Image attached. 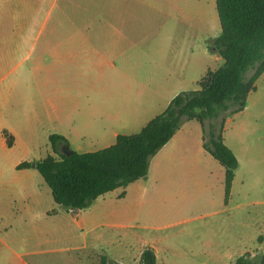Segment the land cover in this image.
Masks as SVG:
<instances>
[{
    "label": "rangeland",
    "instance_id": "obj_1",
    "mask_svg": "<svg viewBox=\"0 0 264 264\" xmlns=\"http://www.w3.org/2000/svg\"><path fill=\"white\" fill-rule=\"evenodd\" d=\"M0 8V264H91L78 255L93 256L92 249L121 264H139L150 248L158 264H236L264 255V74L242 112L232 106L204 125L182 119L150 159L143 194L131 196L130 187L126 201L115 199L119 189L67 212L34 168L17 169L59 159L52 134L66 133L74 151L95 152L115 140L81 132L137 134L169 100L198 90L204 72L223 64L214 46L216 0H1ZM69 38L84 42L78 71L56 54ZM48 98L66 99L73 125L46 115ZM211 126L223 129L239 162L227 201L224 168L204 149ZM124 202L135 209L133 228L106 226L108 208ZM80 216L104 226L86 235Z\"/></svg>",
    "mask_w": 264,
    "mask_h": 264
},
{
    "label": "trees",
    "instance_id": "obj_2",
    "mask_svg": "<svg viewBox=\"0 0 264 264\" xmlns=\"http://www.w3.org/2000/svg\"><path fill=\"white\" fill-rule=\"evenodd\" d=\"M216 9L221 33L214 46L223 64L208 71L199 81L198 90L176 95L166 110L139 133L119 135L115 144L95 152L72 150L67 156L61 147L70 146L69 142L53 134L49 142L59 159L47 156L37 162H22L17 169H36L51 190L54 202L67 212H78L105 194L145 177L150 159L171 141L182 119L204 125L232 106L236 107L232 113L242 112L249 95L256 91L257 80L264 74V0H216ZM250 72L253 73L248 77ZM222 131L211 126L204 149L225 170L227 201L239 162L225 144ZM12 140L13 137L7 139L9 148ZM100 264L121 263L102 257ZM139 264H158L154 250H144ZM236 264H264V255L241 256Z\"/></svg>",
    "mask_w": 264,
    "mask_h": 264
},
{
    "label": "crops",
    "instance_id": "obj_3",
    "mask_svg": "<svg viewBox=\"0 0 264 264\" xmlns=\"http://www.w3.org/2000/svg\"><path fill=\"white\" fill-rule=\"evenodd\" d=\"M137 1H140V0H137ZM0 3H1V0H0ZM0 13H1V8H0ZM4 27H6V26H1L0 25V36H1L2 30H3ZM72 28L76 29L77 27L72 26ZM27 29H28L27 25H24V24L21 25L20 30H19L20 34H22L23 32H26ZM16 36H17V34H15L14 37H16ZM25 36H26V34H25ZM25 36H22V37H25ZM70 38H72V36ZM74 38H75V35H74ZM83 45H84V42L79 40V39L77 41L75 39H70V40L61 42L58 45V52L56 54L59 57L60 61H62L63 63L66 62V64H68L67 67H69V66L71 67V65H73L74 68L73 67L72 68L74 69V71H78L79 67H80V63H81L80 62L81 57L84 54V50H83L84 46ZM206 53H207V46H206ZM95 55H97V58H98V53L95 52ZM207 71H209V70H207ZM204 73L207 74L208 72H204ZM48 97H51V96H48ZM65 100L66 99L63 100V99L59 98L58 102L54 103L52 101V99L50 100L48 98L46 100V103L47 104L51 103V104L48 105L45 108L46 115L49 116L51 118V120L58 121L60 123V125H65L66 122H70V124L73 125V123L75 122V118L73 117V114H74L73 112L75 110L73 112L67 110L66 107H65ZM171 100H169V103L171 102ZM124 128H126V127H124ZM91 134H93V135H91ZM58 135H61V136L65 137L66 139L68 137L66 135V133H60ZM80 135H82L84 138L90 137L91 139H93L96 142L107 143L109 141H112L111 138L114 139L115 142H116V139H117V137L119 135H128V134H120L119 132H115V131H110L109 132L107 129L103 128L102 131L100 129V130H97L96 132L83 131V132H81ZM173 138H174V136H173ZM115 142L113 144H115ZM113 144H110L109 146H111ZM109 146H107V147H109ZM107 147H105V148H107ZM224 176H225V170H224ZM141 180L142 179L137 180V181L129 184L126 188H119L120 192L118 194H116L115 199H121V200L126 201L125 199L128 197V194H129L128 190H129L130 187H131V189H130L131 196H137V195L143 194V192L145 191V186L140 183ZM119 189H117V190H115L113 192H110V194H113V193L115 194V192H117ZM107 194H109V193H107ZM107 194H105V195H107ZM114 202H116V201H114ZM124 203L125 204H120L119 207L117 205L111 204V206L108 208V211L106 213V226H108V227H110L112 229L117 228V227H122V228H127V229L133 228V227L129 226L128 223L135 218V217L133 218V216H134L133 214H134L135 209L131 208V204L130 203H126V202H124ZM91 216H88V217L84 216L83 218H81V216H80L76 220V225L78 226V228L86 229V231H87L86 235L90 234L92 232H95L98 228L104 226L103 222L95 224V221H94L93 217H91ZM98 239H100V237ZM86 242H87V240H86ZM86 242H85V245L82 246L80 250L86 251L88 249V244ZM153 250H154V252L156 254V257H157L156 248H153ZM92 251H94L93 256H92L91 253H88V255H86V256L78 255V262L83 263L85 261L86 263H88V262L91 263L90 259L93 258V263H91V264H100V260H101L102 257H106L107 258V256H105L103 254L102 250L92 249Z\"/></svg>",
    "mask_w": 264,
    "mask_h": 264
},
{
    "label": "water",
    "instance_id": "obj_4",
    "mask_svg": "<svg viewBox=\"0 0 264 264\" xmlns=\"http://www.w3.org/2000/svg\"><path fill=\"white\" fill-rule=\"evenodd\" d=\"M61 152L65 155L69 156L72 153V149L70 148V146L64 145L61 147Z\"/></svg>",
    "mask_w": 264,
    "mask_h": 264
}]
</instances>
